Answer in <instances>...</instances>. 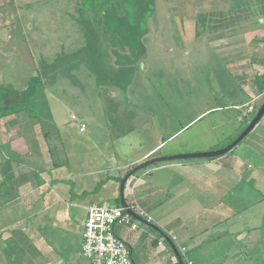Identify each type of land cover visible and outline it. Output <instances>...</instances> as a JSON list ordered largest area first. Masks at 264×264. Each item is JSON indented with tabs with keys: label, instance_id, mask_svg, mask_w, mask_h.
<instances>
[{
	"label": "rangeland",
	"instance_id": "374dc122",
	"mask_svg": "<svg viewBox=\"0 0 264 264\" xmlns=\"http://www.w3.org/2000/svg\"><path fill=\"white\" fill-rule=\"evenodd\" d=\"M78 3L81 1L0 0L1 85L23 90L31 77L42 75L45 66L66 59L85 45L76 21L81 16ZM228 4V0H156L158 25L148 35L147 60L136 65L126 90L109 83L97 85L98 76L78 61L74 62L78 68L48 69L43 78L47 103L64 143L60 154L54 152L62 164L52 179L60 176L65 182L56 183L52 197L59 199L57 195H61L75 204L96 201L114 207L119 197L117 180L124 174L119 168L129 167L160 138L183 127L182 135L165 144L157 155H185L219 150L243 132L256 114L250 113V108H258L264 101V95L257 94L253 85L254 76L264 72V15L261 23L244 21L234 30L216 31L187 45L176 41L172 33L173 20L190 19L206 10H225ZM83 15L85 21L90 17L87 11ZM106 61L111 66L116 64L114 59ZM18 116L29 123L34 121L26 114ZM72 117L76 121H71ZM263 120L264 116L260 122ZM82 121L85 130L80 132ZM260 122L224 155L228 164L248 163L250 174L259 169L257 158L264 170V142L250 139L264 136ZM255 143L263 156L258 155ZM32 149H37L33 142ZM193 160L205 159L175 161ZM106 179L105 184H98ZM95 186L97 195L91 193ZM239 188L242 191L235 192V202L245 194L248 219L252 220L249 227H256L260 212L264 215L257 203L261 193L252 183ZM72 214L84 224L87 210L76 209ZM55 223L64 234L78 229L69 221ZM252 232L248 245L252 251L248 250L243 259L245 264H263L264 244L259 238L264 233V220L262 228Z\"/></svg>",
	"mask_w": 264,
	"mask_h": 264
},
{
	"label": "crops",
	"instance_id": "0c3cea01",
	"mask_svg": "<svg viewBox=\"0 0 264 264\" xmlns=\"http://www.w3.org/2000/svg\"><path fill=\"white\" fill-rule=\"evenodd\" d=\"M263 121L258 127L264 129ZM182 128L167 138H160L129 167L119 169L124 172L150 157L176 155L157 154L174 137L177 139L182 135L179 134ZM250 139L264 142V136L260 135ZM32 142L37 145L36 151L32 149ZM255 147L258 155L263 156L261 147L257 144ZM54 156L38 124L29 123L18 115L0 118L2 264H8L3 252L10 242L14 251L9 259L13 262L16 256L19 257V261L14 260L11 264H91L80 256L86 220L81 224L79 219H73L72 212L76 209L85 212L91 205L106 204L96 201L75 204L72 199L65 201L61 195H57L59 199L52 197L56 183L65 182L60 176L52 179L60 167H55ZM257 160L259 169L255 174L248 172L252 170L248 163L233 161L228 164L226 158L161 162L133 174L125 185V202L136 204L152 222L135 214L138 218L132 219L137 225L136 230L115 228V234L131 249L132 264H186L187 261L192 264H228L230 261L231 264H245L247 261L243 257L248 256V250L252 251L248 248L252 231L262 228L264 215L261 211L256 227H249L252 220L248 219L245 194L242 193V198L236 202L234 194L238 189L242 191L239 188L242 184L247 187L252 183L261 193L257 203L264 210V170L260 158ZM96 186L91 193L97 192ZM48 188L50 192H47ZM57 220L75 223L78 229L64 234L62 227L57 228ZM166 233H171L175 242ZM50 234L54 236L50 237ZM261 239L264 244V233ZM181 250L184 258L177 254Z\"/></svg>",
	"mask_w": 264,
	"mask_h": 264
},
{
	"label": "trees",
	"instance_id": "16d2710c",
	"mask_svg": "<svg viewBox=\"0 0 264 264\" xmlns=\"http://www.w3.org/2000/svg\"><path fill=\"white\" fill-rule=\"evenodd\" d=\"M79 1L81 4L78 3V14L81 16L76 21L85 38V45L65 56L66 59L56 60L55 63L45 66L42 75L36 74L31 77L23 90H16L12 86L7 87L0 84V118L26 114L39 125L51 154L55 151L60 154L64 143L58 127L52 122L47 103L43 78L50 72L48 69L68 70L73 66L78 68L79 65L74 64L78 61L80 64H87L91 73L98 76L97 85L109 83L120 90H126L134 79L136 65L147 60L148 35L150 36L151 28H156L158 25L156 0ZM228 2V7L225 10H206L190 19L183 17L173 20L175 28L172 33L175 40L187 45L198 38L202 39L216 33V31L225 33L234 30L244 21H253L254 19L256 23L263 21L264 0H228ZM84 11H87L90 16L87 21L83 18ZM151 24L153 26H150ZM113 59L116 60L115 66H111L110 61L105 62V60ZM59 72L61 71L59 70ZM253 85L257 94L264 95V72L254 76ZM260 106L255 107L250 113H256ZM35 107L40 108V112L37 111V113ZM71 121H76V119L71 118ZM82 124L81 122L80 126ZM54 137L56 138L53 143H50V139ZM56 156L58 155L54 156L53 163L55 167H58L61 164L56 161ZM221 158L224 156L207 160ZM152 159L154 157H150L144 162ZM134 167L127 168L123 177ZM107 181L108 179L99 184H105ZM116 207H119V197L116 198ZM13 251L14 246L10 242L3 252L5 258L8 259V264L19 261L18 256L14 258L13 262L9 259Z\"/></svg>",
	"mask_w": 264,
	"mask_h": 264
},
{
	"label": "built area",
	"instance_id": "2783aa9c",
	"mask_svg": "<svg viewBox=\"0 0 264 264\" xmlns=\"http://www.w3.org/2000/svg\"><path fill=\"white\" fill-rule=\"evenodd\" d=\"M252 107L250 111H252ZM72 119H75L72 117ZM85 126H80L83 131ZM128 209L140 217H145L148 223L152 219L142 212L136 204L128 205ZM116 227H126L136 230L137 225L132 217L124 213L121 207L109 205H91L87 207V219L84 224L80 256L91 264H132L131 249L128 244L115 234ZM172 242L175 237L166 233ZM182 252V253H181ZM183 257V251L177 253ZM186 264H192L187 261Z\"/></svg>",
	"mask_w": 264,
	"mask_h": 264
},
{
	"label": "water",
	"instance_id": "95a60500",
	"mask_svg": "<svg viewBox=\"0 0 264 264\" xmlns=\"http://www.w3.org/2000/svg\"><path fill=\"white\" fill-rule=\"evenodd\" d=\"M263 116H264V101L261 104L258 111L256 112L253 119L250 121L247 127L243 130V132L233 142H231L229 145L219 150H215L212 152L195 153V154L159 157V158H154L152 160L138 164L131 170V172L126 174L119 182V206L124 209L125 214H128L134 219L135 218L137 219L138 217H136L135 214L128 209V206L124 199V189H125L126 182L133 174H135L136 172L142 169H145L149 166H152L154 164H158L161 162L175 161V160H188V159H210V158L222 157L225 154H227L230 150H232L238 143H240L249 133H251L252 130L260 122V120L263 118Z\"/></svg>",
	"mask_w": 264,
	"mask_h": 264
},
{
	"label": "clouds",
	"instance_id": "9594fccd",
	"mask_svg": "<svg viewBox=\"0 0 264 264\" xmlns=\"http://www.w3.org/2000/svg\"><path fill=\"white\" fill-rule=\"evenodd\" d=\"M127 206H128V204H127ZM120 207V206H119Z\"/></svg>",
	"mask_w": 264,
	"mask_h": 264
}]
</instances>
